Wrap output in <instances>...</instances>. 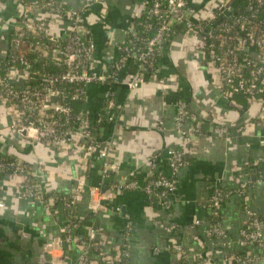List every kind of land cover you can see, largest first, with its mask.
Masks as SVG:
<instances>
[{
	"label": "crops",
	"instance_id": "1",
	"mask_svg": "<svg viewBox=\"0 0 264 264\" xmlns=\"http://www.w3.org/2000/svg\"><path fill=\"white\" fill-rule=\"evenodd\" d=\"M39 1L0 0V77L6 76L17 89L27 84L28 76L19 66H6L10 39L24 4ZM56 1L70 10L82 11L96 48L93 69L99 73L107 72L117 60L118 48L127 41L129 22L144 17L149 2ZM189 1L197 19H208L209 11L222 0ZM30 17L41 16L36 13ZM174 28L172 39L155 63L154 73L132 92L122 84L87 86L86 99L78 102L79 113L89 120L102 107L106 89L121 107L113 122L99 126L92 151L86 149V140L77 132L61 147L27 138L14 129L10 109L0 100V153L26 164L34 179L56 199L68 197L76 181L83 179L85 184L76 207L78 217L84 224L92 222L98 237L107 245L119 239L128 225L127 264H179L181 259L187 264H232L226 261L232 253L243 258L255 257L250 264H264V246L259 250L254 245L241 248L236 244L249 215L255 214L261 222L264 245V89L253 103L242 96L226 98L216 72L207 67L200 37L181 26ZM66 31L67 24L62 23L52 34L63 39ZM126 72L129 70L120 72L122 79ZM178 101L191 114L186 129L197 121L202 124L201 133L189 141L183 140L175 127ZM219 126L225 127L228 134H216L214 129ZM170 147L181 149L187 164L177 171L169 208L153 206L140 191L115 192V185L123 177L132 175L136 182L143 183L151 173V157H157L158 172L166 174L165 155ZM101 152L105 154L103 159L98 157ZM104 162L116 165L118 170L103 179ZM21 180L22 176L0 174V264H55L56 258L67 264L75 262L81 255V247L75 242L77 236L70 244L61 241L50 248L63 236L62 206L57 205V213H51L42 204L21 197ZM247 180L252 184L246 192L236 193ZM94 187L100 188L98 195L91 194ZM215 188L233 192L220 207L221 227L230 242L227 247L203 233L210 217L206 202ZM93 198L104 199L105 207L94 219L89 217L88 210ZM115 207L121 208L119 213L114 212ZM197 221L201 225H196ZM174 247H180V251Z\"/></svg>",
	"mask_w": 264,
	"mask_h": 264
},
{
	"label": "built area",
	"instance_id": "2",
	"mask_svg": "<svg viewBox=\"0 0 264 264\" xmlns=\"http://www.w3.org/2000/svg\"><path fill=\"white\" fill-rule=\"evenodd\" d=\"M222 0L209 11L208 19H197L194 6L189 0H149L143 22L130 21L127 26V41L118 48V58L109 70L99 73L93 69L95 43L85 25L82 11H74L56 0H45L43 3H25L19 17L18 25L14 28L11 39L9 56L6 66H19L27 73V84L14 88L6 76L0 77V100L7 105L14 118V129L25 131V136L34 141L48 143L56 147L65 146L71 141L73 132L79 133L86 140V149L92 151L95 141L91 133L93 126L105 122H113L121 109L114 101L109 89L104 92L102 107L94 119L89 120L82 113H73L70 102L84 101L86 88L92 83L110 87L115 84L126 86L132 92L146 82L156 69V61L162 56L164 46L174 33V25L181 26L188 32L200 37L201 50L209 71H215L221 91L226 98L242 96L249 103L264 89V0ZM239 4V5H238ZM40 14V18L32 19V14ZM62 23L67 24L63 39L54 38L52 31ZM28 54H36L39 61L51 62L54 73H38L32 69ZM54 54V55H51ZM126 72L124 79L120 72ZM150 73V74H149ZM38 76L39 83L34 84L31 78ZM191 114L183 102L176 103L175 127L179 136L189 141L193 135L201 133V122H195L190 129L185 123ZM157 127H161V122ZM216 134L226 135L225 127L214 129ZM1 155V153H0ZM104 153H98L100 159ZM165 161L167 173L158 172L157 157L148 159L150 175L139 184L132 175L123 177L115 185V192L140 191L152 203L162 208H169L170 197L176 189L177 171L186 163L181 149L170 147L166 150ZM248 166V163L245 164ZM116 165L103 163L102 178L111 171H117ZM22 176L20 196L53 209L57 213V197L46 191L33 175L26 164L15 161H5L0 156V174ZM154 172L157 174L152 179ZM84 180L76 181V187L66 198L60 200L65 215L62 226V239L53 242L50 248L63 241L70 244L74 241L81 247V255L75 262L68 264H113L118 261L126 264L128 261L129 231L127 225L119 239L112 240L108 245L101 240L91 223L84 222L77 215L79 194L84 186ZM252 184L244 181L235 191L244 194ZM99 187L91 189V194L98 195ZM228 192L215 188L206 202L209 210V220L203 228L208 239L216 241L221 246H229L227 234L221 227L220 207ZM89 205V217L95 218L105 210L102 198H93ZM2 206L0 202V207ZM120 207L114 212L119 213ZM196 225H201L198 221ZM261 222L257 215H249L239 232L236 244L245 248L254 245L259 250L263 248ZM77 234V235H75ZM50 248H45L50 251ZM180 251V247H174ZM119 252L118 256L114 255ZM92 254V255H91ZM93 258L91 259V257ZM226 261L232 264H250L255 257L243 258L230 254ZM55 264H67L61 258L54 259ZM116 263V262H115ZM179 264H187L181 259Z\"/></svg>",
	"mask_w": 264,
	"mask_h": 264
},
{
	"label": "trees",
	"instance_id": "3",
	"mask_svg": "<svg viewBox=\"0 0 264 264\" xmlns=\"http://www.w3.org/2000/svg\"><path fill=\"white\" fill-rule=\"evenodd\" d=\"M45 0H40L39 2L40 3H43ZM234 1L235 0H232V2H231V4H233L234 3ZM239 5V4H238ZM134 21V23H137V22H143L144 21V17H142V18H140L139 20L137 19V20H133ZM174 32H175V28H174ZM174 34V33H173ZM172 37H173V35H172ZM172 37L170 38V40L172 39ZM27 58H28V60L30 61V63H31V65H32V69L34 70V71H36V72H38V73H54V71H55V69H54V66H53V64L51 63V62H46L45 64L43 63V62H41V61H39L38 60V58H37V55L36 54H28V56H27ZM133 71V69L132 68H130L129 69V72H132ZM150 74V73H149ZM39 78L40 77H38V76H34V77H32V79H31V82L32 83H34V84H37V83H39ZM79 104H80V102H78V101H75V102H70V106H71V109H72V111H73V113H75V114H78L79 113V109H80V107H79ZM99 129V126H93V129H92V131H91V133H92V137H93V139H94V136H95V133L97 132V130ZM1 157H2V159L3 160H5V161H12L11 159H9V158H6V157H3L2 155H0ZM6 173H8V172H6ZM254 175V174H253ZM252 175V178L253 179H255L254 178V176ZM157 176V174L154 172V175H153V177H152V179L153 178H155ZM58 198V197H57ZM60 200L61 199H58V203L56 204V206L57 205H59L60 204ZM151 201L152 200H149L148 201V203H150L151 204ZM154 204H156L155 202L154 203H152V205L154 206ZM51 213H54V211H53V209L52 208H50V210H49ZM64 215H66V213L64 212ZM88 219V218H87ZM116 262V263H115ZM119 262L116 260V261H114L113 262V264H118ZM122 263V262H121ZM120 263V264H121ZM128 263V261L126 262V264Z\"/></svg>",
	"mask_w": 264,
	"mask_h": 264
},
{
	"label": "water",
	"instance_id": "4",
	"mask_svg": "<svg viewBox=\"0 0 264 264\" xmlns=\"http://www.w3.org/2000/svg\"><path fill=\"white\" fill-rule=\"evenodd\" d=\"M22 135H24L25 136V131H22V132H20Z\"/></svg>",
	"mask_w": 264,
	"mask_h": 264
},
{
	"label": "rangeland",
	"instance_id": "5",
	"mask_svg": "<svg viewBox=\"0 0 264 264\" xmlns=\"http://www.w3.org/2000/svg\"><path fill=\"white\" fill-rule=\"evenodd\" d=\"M214 3H215V1L212 4H214Z\"/></svg>",
	"mask_w": 264,
	"mask_h": 264
}]
</instances>
